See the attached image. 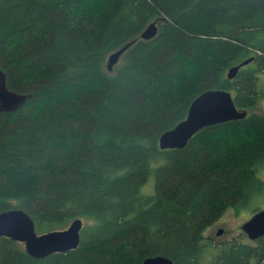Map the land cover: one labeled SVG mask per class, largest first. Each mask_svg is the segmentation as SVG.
Returning <instances> with one entry per match:
<instances>
[{
    "label": "trees",
    "instance_id": "trees-1",
    "mask_svg": "<svg viewBox=\"0 0 264 264\" xmlns=\"http://www.w3.org/2000/svg\"><path fill=\"white\" fill-rule=\"evenodd\" d=\"M0 66L32 93L0 111V211L25 210L37 232L82 220L75 248L42 258L0 236V264H201L209 224L264 202V0H0ZM208 88L245 115L161 148ZM210 264H264V234L231 237Z\"/></svg>",
    "mask_w": 264,
    "mask_h": 264
},
{
    "label": "water",
    "instance_id": "water-1",
    "mask_svg": "<svg viewBox=\"0 0 264 264\" xmlns=\"http://www.w3.org/2000/svg\"><path fill=\"white\" fill-rule=\"evenodd\" d=\"M156 20L150 21L141 31V38H150L157 32ZM132 43L127 41L108 54L106 68L112 70L123 51ZM252 57L242 60L228 68L227 76L233 77L241 65L248 63ZM31 92H22L8 86L6 72L0 66V111L18 109L31 97ZM246 111L237 108L230 90L208 88L200 92L191 101L186 116L174 126L159 135L161 148L183 147L189 137L204 125L236 119L244 116ZM82 220L76 217L60 229L37 232L31 215L25 210L13 207L0 211V236L4 235L23 242L27 253L33 257H45L52 252H63L75 248L79 242V230ZM241 228L250 239L264 234V207L253 212L243 221ZM221 232V228L217 233ZM140 264H174L162 254L149 255Z\"/></svg>",
    "mask_w": 264,
    "mask_h": 264
},
{
    "label": "rangeland",
    "instance_id": "rangeland-1",
    "mask_svg": "<svg viewBox=\"0 0 264 264\" xmlns=\"http://www.w3.org/2000/svg\"><path fill=\"white\" fill-rule=\"evenodd\" d=\"M257 88L259 90L258 106L260 109L264 110L263 71L258 72ZM257 174L264 179V161L257 169ZM262 207H264V202L260 204V208ZM251 214L252 210L248 207L242 208V210L238 212L228 209L217 220L209 224L203 232V242L206 249L201 256V264H210L211 259L221 249L223 243L231 237H238L247 241L250 240L241 228V225ZM219 228H221V232L217 233Z\"/></svg>",
    "mask_w": 264,
    "mask_h": 264
}]
</instances>
